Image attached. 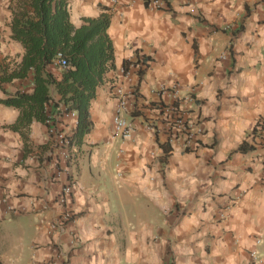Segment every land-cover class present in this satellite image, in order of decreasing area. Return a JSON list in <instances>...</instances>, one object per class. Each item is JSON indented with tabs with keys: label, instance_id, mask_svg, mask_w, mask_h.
<instances>
[{
	"label": "crops",
	"instance_id": "0c3cea01",
	"mask_svg": "<svg viewBox=\"0 0 264 264\" xmlns=\"http://www.w3.org/2000/svg\"><path fill=\"white\" fill-rule=\"evenodd\" d=\"M67 1L74 27L108 15L114 68L89 102L90 131L72 143V216L61 228L49 227L64 179L53 175L48 129L69 136L76 112L14 128L17 109L0 103V264L42 263L55 245L66 264H264L263 148L234 151L264 121V0H167L163 9L142 0ZM13 2L0 0L1 64L23 53L10 38ZM142 57V74L129 67L122 79V62ZM48 67L60 76L62 68ZM118 84L134 87L143 104L158 100L161 84L193 95L203 133L191 150L166 144L138 114L130 138L112 137L110 88ZM16 89L32 84L2 82L0 98Z\"/></svg>",
	"mask_w": 264,
	"mask_h": 264
},
{
	"label": "trees",
	"instance_id": "16d2710c",
	"mask_svg": "<svg viewBox=\"0 0 264 264\" xmlns=\"http://www.w3.org/2000/svg\"><path fill=\"white\" fill-rule=\"evenodd\" d=\"M107 25L108 15L100 13L95 17H83L74 27L69 21L67 0H14L10 38L22 45L23 53L19 60L0 63V83L28 78L32 84L30 92L3 91L5 95L0 98V103L18 111L14 128L26 127L31 120L45 123L48 116L59 114L57 105L61 102L65 110L76 112L70 143H81L92 126L88 107L95 88L103 81L105 73L114 68ZM56 53H60L66 62L58 78L48 67ZM144 58H141L142 62ZM128 63L127 60L122 62L123 72ZM142 71L143 68L138 69V76ZM51 93H55L57 99ZM160 146L167 149L164 144ZM253 148L251 142L242 140L234 151L244 153Z\"/></svg>",
	"mask_w": 264,
	"mask_h": 264
},
{
	"label": "built area",
	"instance_id": "2783aa9c",
	"mask_svg": "<svg viewBox=\"0 0 264 264\" xmlns=\"http://www.w3.org/2000/svg\"><path fill=\"white\" fill-rule=\"evenodd\" d=\"M186 2L187 0H181ZM133 2V0H128ZM143 4L151 8H165L167 0H142ZM138 56V55H137ZM138 59V57H135ZM135 59V60H136ZM129 67L136 69L143 68V62L140 60L133 63L127 60ZM52 65L58 68L66 67V62L60 53H56L52 59ZM123 72L121 78L129 81L128 71ZM154 92L159 97L150 103L143 104L141 99L134 94V87L125 89L121 84L113 85L110 93L116 99L111 115L112 137L119 139H128L133 132L131 118L132 113L138 114L145 121L146 126L156 133H160L163 141L170 145L174 140H178L180 147L184 150H191L194 143L203 133V124L196 111L191 107L194 102L193 95L188 91H181L176 85H159ZM161 93H166V101L160 98ZM59 114L50 115L45 122H50L51 117L69 119L74 116L71 110H65L62 103H58ZM50 117V118H49ZM49 135L57 148V155L53 163L55 170L53 175L56 178L62 177L64 180L60 186L59 192L55 196V202L60 207L58 216L49 223L50 229L61 228L72 216V212L66 205V199L74 185L75 177L68 172V163L73 161L75 148L70 143L69 136L65 130L54 128L48 129ZM253 135V136H252ZM250 134L251 143L255 147L263 148L261 154L264 161V121L255 124L254 133ZM252 136V137H251ZM224 215L221 214V217ZM74 239V238H73ZM76 240V238H75ZM257 242L259 239L256 240ZM253 255V253H251ZM28 264H66L65 254L59 246L55 245L52 254L42 263L31 260Z\"/></svg>",
	"mask_w": 264,
	"mask_h": 264
}]
</instances>
